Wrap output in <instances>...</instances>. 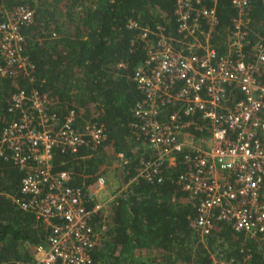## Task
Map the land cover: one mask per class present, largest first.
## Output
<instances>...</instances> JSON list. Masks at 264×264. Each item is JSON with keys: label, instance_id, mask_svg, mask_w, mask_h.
<instances>
[{"label": "built area", "instance_id": "1", "mask_svg": "<svg viewBox=\"0 0 264 264\" xmlns=\"http://www.w3.org/2000/svg\"><path fill=\"white\" fill-rule=\"evenodd\" d=\"M214 1L198 6L194 0H174V35L159 23L127 22L137 29L144 47L132 75L142 94L132 115L149 151L138 161L133 178L159 180L160 165L173 164L180 152L184 169L176 181L195 197L188 225L204 244L209 264H249L253 247L245 240L262 251L264 264V37L248 36V0H230L236 14L224 51L218 53L211 42ZM32 13L27 3L1 6L0 76L19 72L33 80L20 30ZM48 105L44 93L15 90L9 99L15 117L0 130V158L28 171L18 186L25 197L13 201L47 227L31 259L7 264L90 262L95 242L90 218L103 208L95 193L104 188V175L90 186L87 196L95 202L87 208L80 188L69 184L68 173H52L51 149L74 152L81 145L94 147L104 139V128L93 119L78 122L73 109L58 116ZM120 189L114 184L108 203ZM217 221L240 233V242L231 247L217 238L207 246Z\"/></svg>", "mask_w": 264, "mask_h": 264}, {"label": "trees", "instance_id": "2", "mask_svg": "<svg viewBox=\"0 0 264 264\" xmlns=\"http://www.w3.org/2000/svg\"><path fill=\"white\" fill-rule=\"evenodd\" d=\"M194 1L198 6L213 4V0ZM19 3L33 9L31 20L20 28L33 80L19 72L0 76V130L15 117L9 99L20 88L44 93L48 109L58 116L73 109L78 122L102 123L105 136L94 147L81 145L74 152L51 149L52 173H68L69 184L80 188L85 207L95 202L87 196L90 186L108 169L121 186L90 218L95 242L89 264H209L204 244L188 225L195 197L176 181L184 169L180 152L173 164L160 165L159 180L133 178L138 161L149 151L142 147L145 139L132 115L142 96L132 75L144 57V47L137 29L127 22L159 23L165 33L174 35V0H0V8ZM214 11L211 42L220 53L236 10L230 0H215ZM247 16L249 38L264 37V0H248ZM27 172L26 167L0 158V264L31 259L33 246L47 231L40 219L13 201L25 197L18 186ZM217 238L233 247L242 235L217 221L206 245ZM245 242L253 247L249 264H261L262 251L250 240Z\"/></svg>", "mask_w": 264, "mask_h": 264}, {"label": "rangeland", "instance_id": "3", "mask_svg": "<svg viewBox=\"0 0 264 264\" xmlns=\"http://www.w3.org/2000/svg\"><path fill=\"white\" fill-rule=\"evenodd\" d=\"M142 147L146 148L145 144H142ZM104 178L106 182L104 188L98 189L95 193L96 200H99L103 204V208H105L104 206L107 205L108 198L114 192L113 187L114 184H116V182H114L111 170H107V172L104 174Z\"/></svg>", "mask_w": 264, "mask_h": 264}]
</instances>
